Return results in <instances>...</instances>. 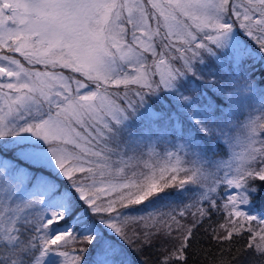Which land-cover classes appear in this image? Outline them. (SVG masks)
Here are the masks:
<instances>
[{"label": "snow or ice", "instance_id": "snow-or-ice-1", "mask_svg": "<svg viewBox=\"0 0 264 264\" xmlns=\"http://www.w3.org/2000/svg\"><path fill=\"white\" fill-rule=\"evenodd\" d=\"M213 212L264 264V0H0V264H188Z\"/></svg>", "mask_w": 264, "mask_h": 264}, {"label": "trees", "instance_id": "trees-1", "mask_svg": "<svg viewBox=\"0 0 264 264\" xmlns=\"http://www.w3.org/2000/svg\"><path fill=\"white\" fill-rule=\"evenodd\" d=\"M222 222V214L213 212L211 219L205 220L199 227L193 247L189 251L188 264H213L214 260L220 261L221 259L231 260L232 264H254L255 258L250 254V250L244 247L246 237H237L234 241H226L222 247L212 239V229ZM164 246L161 239H156L151 247L146 246L142 251L133 253L135 264H156Z\"/></svg>", "mask_w": 264, "mask_h": 264}, {"label": "rangeland", "instance_id": "rangeland-1", "mask_svg": "<svg viewBox=\"0 0 264 264\" xmlns=\"http://www.w3.org/2000/svg\"><path fill=\"white\" fill-rule=\"evenodd\" d=\"M170 191V190H169ZM219 191L221 192V193H223L224 192V189H223V187H221L220 189H219ZM190 219V218H189Z\"/></svg>", "mask_w": 264, "mask_h": 264}]
</instances>
